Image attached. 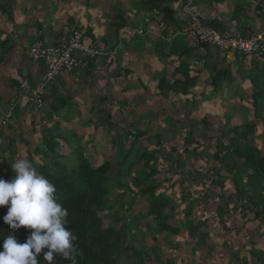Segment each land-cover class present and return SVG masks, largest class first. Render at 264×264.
Here are the masks:
<instances>
[{
    "label": "trees",
    "instance_id": "1",
    "mask_svg": "<svg viewBox=\"0 0 264 264\" xmlns=\"http://www.w3.org/2000/svg\"><path fill=\"white\" fill-rule=\"evenodd\" d=\"M140 1L141 4L139 3L138 5L134 3L135 0L132 1V7L140 11H149L150 15L154 17V23H159L162 30V35L150 44L152 47L151 53L165 67L164 71L156 75L155 78L158 82L156 89L162 92L160 94L161 98L166 95L164 92L181 95L182 97L191 96V90L199 85L200 77L203 75L208 78V81L211 82L213 89L218 94L222 93L225 87H233L235 84H240L244 87L251 86L252 110H254V113H258L259 99L264 96V67L261 66L264 55H244L233 52L237 57L238 70L232 69L227 66L225 60L214 61L215 54L220 52V49L199 42L186 31L188 21L179 18L175 5L179 2L183 6L188 0ZM231 2L232 11L228 15V21L230 20L236 26H240L246 22L247 7L251 6V4L246 2V0H231ZM227 3H229V0H196L190 6L195 8L197 5H207L210 12H215L216 14L218 8L225 7ZM261 4L258 9L262 11L264 0H261ZM0 9L3 13H7L9 20L14 24L13 11H10L3 4H0ZM196 10L194 9V11ZM205 22L208 26L218 31L228 32L229 30L227 27L229 23L223 22L217 16L211 17ZM127 26L128 22L125 14L120 10L117 16V33ZM91 34L90 31L89 35ZM189 37L197 44L196 47L191 46L189 41H187ZM138 40L141 41L140 38L137 39V42ZM200 51L201 53L203 51V54L200 55ZM98 56L88 57L86 68H80L73 74L64 75L78 74L85 76L87 74L90 76L93 73L92 68L94 67V62L99 58ZM197 59L204 60L200 70L192 68L191 61ZM41 63L46 66L44 61ZM168 64H175V71L171 75L167 72ZM40 67L43 68L44 66L40 65ZM81 72L86 74H81ZM246 72L252 73L250 78L242 79V75ZM127 73H130V71ZM29 79L22 77L9 81L8 78L6 84H8L7 87L15 89L18 95L23 82L33 81ZM150 90L148 89V93ZM76 94L78 93L65 91L63 85L59 84L58 78L47 90L44 113L52 112L58 116L66 109L74 110V106H80L72 99L75 98ZM23 97L29 103L27 92L23 91ZM240 97L242 100L244 99V96L240 95ZM139 99L140 104L144 103L143 98ZM84 101L87 102L86 98ZM94 105L98 106L97 104ZM130 106L131 103L128 100H124L120 104L124 111ZM193 108H197L196 102L193 103ZM104 110L108 114L101 125H104L105 129H109L110 132L113 128L117 129L119 133L117 137H113L111 140L112 146L110 147L111 151L108 152L109 155L103 157L102 163L96 165L87 157L86 148L79 145L83 136L77 131L78 129L76 130L74 126L66 127L64 125L66 122L64 121H55L54 124L43 126L42 120L38 119L37 116L30 117L28 114V118L21 117L20 119L19 114H17V116L14 115V117L12 116V118L8 119L6 125L3 124V119L0 123V128L5 131L8 128H12L14 132H17L24 139H29L30 137V135L23 136V133L27 131L24 128L32 130L33 144L29 149V161L39 174L44 175L55 185L57 202L68 211L66 227L75 237L74 246L76 251L69 260H65L59 255L55 256L53 264H147L149 252L136 248L135 240L132 239L131 235L133 229L136 228L137 222L148 218V227L154 232H169L177 236H184L187 233L191 234L194 229L198 230L201 225V223L197 224V221L193 219L196 209L199 208L198 210H200L201 203H199L198 207L191 204L190 207L185 209V212L182 208L185 207L183 204L185 205L192 196L193 185H190L188 191L184 190L181 201H175L172 195H165L164 193L167 187L174 188L172 184L174 182H171V179H163L159 162L163 159L171 162L170 165L174 167L173 169L170 168L172 176H179L177 149L173 147L170 152H162L159 147L164 143L165 136L162 137L159 133L150 136L149 128L148 130H137L135 126L137 127L138 124L130 123L131 121L127 115L123 116L122 110L118 115H113L108 110ZM49 113L45 116H49ZM253 116L256 118L258 115ZM140 117H143L145 121L149 120L144 113ZM254 118L249 116L241 125H229L227 130L223 131L224 137L228 138L230 142L228 145L223 146V150H226L227 154L224 157L222 169L215 173L220 180L219 183H222L221 187H225L226 181L229 180L234 186V193L229 194L225 198L218 196L220 207L217 212L221 210L222 206L232 205L235 209V213H232L233 215H239L240 211H243L241 214L242 218H247L250 214L259 217L260 226L253 233L264 227V196L261 197L264 194V167L261 168V165H264V157L254 146L256 125L250 121ZM172 119H169L171 123L173 122ZM169 120L168 122H170ZM125 121H128V124ZM176 129L177 127L174 126V135H176ZM141 138H146L149 145L155 144L156 148L147 149L140 141ZM68 144L73 145L68 146ZM137 146L143 147L136 150ZM223 150H220L219 153ZM12 163V161L5 160L3 167L7 173L4 174L3 169H0V178L3 177V174L5 180L15 178V172L11 168ZM192 174H194V184L202 181V173L193 172ZM186 176L191 177L192 175L188 172ZM245 179L248 180L245 182ZM185 182L181 178L179 185L182 189L184 188L182 185H185ZM245 184L250 187H252V184L256 185L258 189L251 188L246 190ZM115 191L123 192V194L127 195L130 193L132 195L131 199L127 201L123 198L115 205H112L111 197ZM140 196L148 201L149 209L147 215L138 209L136 217H124L123 213H127L128 209L133 207L135 209L140 206ZM122 201L125 202L122 204ZM118 206H121L119 210ZM7 207L0 208V251L3 250L2 237L13 232L2 219L6 214ZM260 207H262V212L259 211ZM106 209L114 210V215L112 216L114 224L108 228L104 226V218L102 216L103 211ZM201 216L198 219H201ZM154 223L156 224L153 225ZM30 231L32 230L23 227L17 230L15 235L18 242L24 243ZM239 232L234 230V236L237 237ZM255 236L254 234L248 240V246L241 248H235L232 241L225 243L222 247V249H225H223V254L231 257L230 264H239V261L242 260L240 255L245 253L248 257H259L257 258L259 264L264 263V250L256 249ZM201 237L207 239L208 235ZM159 250V247L156 249L151 248L150 252L159 255ZM43 251H46V249L42 250L41 256L38 257V264H48L43 259ZM242 262L247 264L249 261L245 260ZM252 262L254 261L252 260Z\"/></svg>",
    "mask_w": 264,
    "mask_h": 264
},
{
    "label": "crops",
    "instance_id": "2",
    "mask_svg": "<svg viewBox=\"0 0 264 264\" xmlns=\"http://www.w3.org/2000/svg\"><path fill=\"white\" fill-rule=\"evenodd\" d=\"M107 1L108 0H81L79 4L78 0H72L71 5H69L66 0H50L49 4L45 5L42 0H23L22 2L23 4L25 2L26 7L23 5L24 8L21 10L12 9L13 12H16L14 24L9 20L6 13L0 11V76L9 78V81L22 77L27 79L30 78L33 81L29 82L33 86H37L44 76L46 66L41 63L42 61H34L30 55L29 49L38 44L39 39L48 40V42L52 43L56 42L52 46L43 43L48 47H59L67 41L68 36L71 34L65 37L67 29H72L74 26L78 28H88L90 26L94 31L90 30L92 34L87 35L91 40L85 37L86 45L93 48L98 47L101 51V55H99V58L94 62V67L92 69L94 73L103 71V76L100 77L102 79L88 76L84 72H81V74H86L85 76H80L78 74L63 75L59 78V81L63 85V89L69 93H78L75 95V98L72 99L80 106L86 108H93L94 106L95 108L100 107L108 110V112L113 115H118V113L123 110V108L120 107L122 101L128 100L134 106L128 109L136 110L135 107L140 104L139 98H144L145 101L148 102V105H144V108L148 106L149 111H147V116L149 120H147V125L149 124L150 136L152 131H154V134L159 133L162 137L165 136L164 143L159 147L162 152H170L173 147L177 149L176 154L179 160L177 164L179 165V176H177L178 179L176 182L172 183L174 188L167 187L164 191L169 190L168 195L174 196L176 195L175 189H177V187L181 192H184L185 189L188 191L190 185H195L194 190L199 193L201 190H207L204 199L209 202L208 207L204 208L202 206L200 210L197 208L193 215V219L202 220L203 222H207L206 224H209V226H207V235H210L211 238L209 242H214L216 244V250L223 252L224 248L222 249V247L229 241H232L235 248L248 246V240L254 236V234L256 235L254 238L256 249L264 250V227L258 230V232L253 233V231L260 226L259 217L250 214L247 218L243 219L241 215L243 211H240L241 214L239 215H231L232 212H230L229 215H226V213L222 214V209L217 212L220 207L218 196L227 197L229 194L234 193V186L231 180L226 181L225 187H221L222 183H219L220 180L215 175V173L222 169L223 160L227 154V151L223 150V146L228 145L230 142L228 138L224 137L223 131L226 130V127L229 125H241L249 116L254 118V110H252L250 115L248 112L249 108H252L251 104L253 101L252 90H250L251 86L244 87L240 84H235L233 87H225L223 92L224 90L231 92L229 93L231 99H228L223 95V92L218 94L213 89L208 78L202 75L199 85L191 90V96L182 97L181 95L164 92L166 95L161 98L160 94H162V92L156 89L158 82L155 78L156 75L164 71L165 67L158 58L151 53L152 47L150 45L162 35L159 23L153 22V25H151L152 23L147 25L145 35H139L138 30L140 27L136 26L137 21H135L138 12L132 7V0H125V5H122L121 8L117 7V11L113 16H109L108 14L111 11L107 8L106 10L104 7ZM34 3L37 4L34 5ZM54 3L57 7L59 6L58 9L51 8V5H54ZM74 3H78V5H74ZM122 4H124V0H122ZM185 7L186 4L182 6L179 2L175 5V9L178 10L177 13L179 18L188 21L189 25L190 19ZM188 9L194 10L195 8H191L190 6ZM120 10L124 12L128 26L117 33V16ZM196 13L198 15L199 13L204 15L205 19L217 16L215 12H210L207 5L199 6L198 9L194 11V14ZM48 14L53 16L56 22V31L53 35L48 34L50 30L49 26H47V17L48 20L51 19H49ZM40 26L45 30L43 34L40 31L42 30ZM150 28L154 29V31H151ZM187 29L188 28H186V31ZM138 38H140L141 41L138 40L137 42ZM112 40L114 41V46L110 47L107 44H111ZM190 40H192L191 37L187 39V41ZM191 46L196 47L197 44L193 41ZM203 51L202 53L200 51V55L203 54ZM235 58L229 59L227 55H223L219 59L216 52L214 61L218 62L219 60H225L227 66L238 70L237 57L235 56ZM191 62L194 70H200L204 60L197 59ZM40 65L44 67L42 68ZM174 65L168 64L167 72L169 75L174 73ZM128 71H130V73H127ZM7 85L8 84L4 82L3 86H0V93H3V95L0 96V101L3 103L2 112L4 114V119L6 116H11L10 118H12V116H17V114H19L20 119L21 117L28 118L29 108L36 114L33 116H37L39 119V110L31 107V104L23 97V91L19 90V94L17 95V91L7 87ZM148 87H150L152 92L159 95L157 97L158 102H153V105H159L158 109H163L162 111L155 112L154 108L149 104L152 98L148 97ZM240 95L244 96L243 101ZM85 98L87 102L84 101ZM249 99L250 101H248ZM194 102H196L197 108H193ZM94 104H97L98 107ZM113 111L117 112L113 113ZM128 118L130 120V117ZM170 118H173V124L169 120ZM76 120L77 119H72V123ZM168 120L170 122H168ZM250 121L256 125L254 146L264 157V122L263 120L255 121V118ZM72 123H64V125L66 127L73 126ZM86 126H91V124ZM174 126L177 127L176 135L173 133ZM88 129L89 128H86L84 131H78L76 129L83 137H86V141L88 142L95 141L96 135L99 141L104 140L103 136L105 132L112 133L114 131L110 132L108 129H105L104 125H96V127L92 125L90 128L91 131L87 135ZM10 130L12 131L13 129L10 128ZM92 130H94V132H92ZM93 133H95V135H93ZM117 136L118 134L116 137ZM112 138L113 137L110 136V140H112ZM104 141L106 142V139ZM166 144L171 145L170 150L163 149V146ZM153 145V149H155L156 145ZM220 150H223V153H219ZM263 167L264 165H261V168ZM190 171L202 173V181L198 184H194V177L192 179H186V173ZM181 178L186 181L185 185H182V187H185L183 189L179 185ZM247 180L248 179H245V182ZM245 185L246 190L251 188L258 189V187L253 184L251 185L252 187H247L248 184ZM250 195L252 194L250 193ZM183 211H185V208ZM259 211L262 212V207L259 208ZM203 212L205 213L201 216ZM196 215L202 218L198 219L199 216ZM221 215H224L223 219L221 218L223 221L220 219ZM232 216H237L234 221H238V219L243 221V223L240 224L241 229L235 228L229 223L226 224ZM234 230H242L246 234L235 237L233 234ZM199 253L204 254L202 250H199Z\"/></svg>",
    "mask_w": 264,
    "mask_h": 264
},
{
    "label": "rangeland",
    "instance_id": "3",
    "mask_svg": "<svg viewBox=\"0 0 264 264\" xmlns=\"http://www.w3.org/2000/svg\"><path fill=\"white\" fill-rule=\"evenodd\" d=\"M23 0H0V4L3 3V5H6L10 11L14 10H21L22 8L26 7L25 2L23 4L22 2ZM28 1V0H27ZM50 0H42L43 4H49ZM69 5H71L72 0H66ZM134 1V0H132ZM190 3H194L196 0H190ZM125 0H124V4H122V0H108L107 4L104 6L105 9L107 8L108 10H110L111 12L108 14L109 16H113L116 11H117V7H122V5H125ZM246 2H249L251 4V6L247 7V14H246V22L242 23L240 26H236L235 23H232L230 20L228 21V15L231 13L232 11V2L231 0H229V3H227L225 5V7H219L218 11L216 12L217 17L221 18L223 20V22H227L229 23V25L227 26L229 28L228 32H230L232 35L234 36H239V37H247L248 35H253L254 33L257 32H262L264 33V4L262 6V11L258 9V6L261 4V0H246ZM78 3H81V0H78ZM78 3H74V5H78ZM135 4H141L140 0H135L134 2ZM37 3H34V5H36ZM188 4V2L186 3V5ZM190 4V5H192ZM24 5V7H23ZM262 5V4H261ZM59 7V6H58ZM57 5L54 3V5H51L52 9H58ZM126 7V6H125ZM190 7V6H189ZM198 5L197 7H195V9H198ZM134 8V7H133ZM139 8V7H138ZM137 8V9H138ZM140 8H142L140 6ZM104 9V10H105ZM106 9V10H107ZM136 9V8H134ZM103 10V11H104ZM1 11V9H0ZM138 12V14H136L137 19L135 21H137L136 26H139L140 29L139 31V35H145L146 30H147V25H153V19L154 17L150 15L149 11L146 12L144 10H136ZM2 12V11H1ZM188 15H189V19H191L193 16H195L196 14H194V10L192 9H187ZM155 13V12H154ZM7 14V13H6ZM13 14V18L16 19V12H12ZM49 19L47 17V23L49 26V30L50 32H48L49 35H53V33L56 31L55 28V21L53 16L49 15ZM196 16H198L199 18H202L204 21L207 20L204 18V15L197 14ZM91 20V18H90ZM111 21V20H110ZM109 21V23H110ZM63 25V23H62ZM42 30L41 33L43 34L45 32V30L43 29L42 26H40ZM151 31H154V29L150 28ZM79 31L82 32L84 34L85 37H87L88 40H91L89 36H87L91 31H94V29H92L90 26L88 28H78V27H72V29H67V33L65 34V37L68 36L71 32L73 31ZM41 34V35H42ZM150 37V36H148ZM51 39V38H48ZM64 39V38H63ZM46 43L49 46L54 45L55 43L52 42H48V40H40L39 39V43ZM52 43V44H51ZM114 41L112 40L111 44H107L108 46L112 47L114 46ZM189 43L192 45L193 41L190 40ZM58 45V44H57ZM35 46V45H34ZM31 49V48H30ZM218 58L220 59L223 55H227V57H229V59H234L235 58V54L233 52H228L227 51H223L221 50L220 52H217ZM236 59V58H235ZM233 61V60H232ZM261 66L264 67V60L261 61ZM87 67V66H86ZM85 67V68H86ZM103 71H100V73L98 72H93L90 76H93L95 78H99L102 79L100 77L103 76ZM252 73H244L242 76V79L245 78H250V75ZM92 77V78H93ZM0 81H1V85L3 86V83L8 81V78L6 77H2L0 76ZM59 84H61V82L59 81ZM148 89L150 90V87H148ZM228 90H224L223 95L228 98H230ZM3 93H0V96H2ZM148 97L152 98V101L149 103L153 108L155 112H159L162 111L163 109H158L159 105H153V102H158L157 97L158 94L155 92H150L148 93ZM144 103L142 104H138L135 108L136 110H122V114L123 116L127 115V117H130V123H137L138 126L135 128L139 131L142 130H148V125L147 122L145 121L143 117H140L141 114H146L147 115V111L148 110V106H146V108H144V105H148V102L145 101V99L143 98ZM242 100V98H241ZM253 100V99H252ZM243 101V100H242ZM250 101V99L248 100ZM260 104H259V109H258V113H254L253 115H258L255 118V121H259V120H263L264 121V96L260 97L259 99ZM131 103V102H130ZM248 103V102H247ZM252 108H249L248 112L249 115L252 112L253 109V101L251 104ZM32 107V106H31ZM98 107V106H97ZM130 107H133V104H131ZM74 110H69L66 109L65 111H63L62 113H60L58 116L54 115V114H50L49 112V116H45L48 113H44V110H40L39 111V119L42 120L43 122V126H46L48 124H54V122L56 120L58 121H64L66 122V124L72 123V119H77L73 124V126L78 129V131H84L86 128H89L87 130V135L88 133L91 131L90 128L92 127V125H94L96 127V125L100 126L101 123H103V121H105L106 116H107V112L103 109V108H95V106L93 108H86L83 106H74L73 108ZM144 111V112H143ZM28 113L30 114V117H32L33 115H36L34 113V111H32L29 108ZM37 113V112H36ZM113 113H116V111H113ZM138 115V116H137ZM4 119V114L0 113V123L1 120ZM254 120V119H253ZM98 121V123H97ZM96 122V123H95ZM125 123L128 124V121H125ZM91 126H86V125H90ZM258 124V123H256ZM228 127H226L227 130ZM12 129V128H11ZM25 130H27L25 133H23V136H29V139H24L22 138L17 132H13V130L11 131L10 128L7 129L6 131L3 128H0V169H3V173L6 174L7 172L4 171V167L3 164L5 163V160L7 161H12L13 163L20 158L23 159H28L29 160V155H30V148L32 147L33 144V134L31 135L32 130L29 128H24ZM65 129V128H63ZM156 129V128H155ZM95 130V129H94ZM94 130H92V132H94ZM109 130V129H108ZM114 130V131H113ZM113 132L112 133H107L105 132L104 134V140L106 139V142L104 140H98V136L96 135V140L95 141H91L88 142L86 141V137H83L82 141L79 143V145H82L83 147L86 148L87 151V157L90 159V161L96 165L99 163H102V161L104 160L103 157L109 155V151L111 150L110 147L111 145V140H110V136L112 137H116V135L118 134V130L113 128ZM154 131L151 132V136H153ZM93 135H95V133H93ZM255 136V135H254ZM79 138V137H78ZM154 138V137H153ZM16 139H19L16 141ZM108 139V140H107ZM140 141L144 144L143 146H145L147 149L154 148V145L151 144L149 145V143L147 142L146 138H141ZM73 144H68V146H72ZM142 145V144H141ZM143 146H137L135 149H139L142 148ZM171 145L170 144H166L163 146L164 150H170ZM223 153V151L221 152ZM160 166H161V171H162V176L163 179H171V182H176V180L178 179V177L176 176H172V173L170 171V168H174L171 164V162L169 161H165L160 160ZM140 167V166H138ZM166 167V168H164ZM188 173V172H187ZM191 173V177H186L192 179L194 177V174H192L193 172L190 171ZM4 174H3V179H4ZM249 186V185H247ZM195 187V185H193V188ZM185 188V187H184ZM192 188V196L189 198V200L186 202V204L182 207L183 209L190 207L191 204L196 205L195 207L199 206V203H201V207L203 206L204 208L208 207L209 202H207L206 199H204V197L206 196V192L207 190H201L200 193L196 190H194ZM187 191V189H185ZM189 190V188H188ZM168 191L166 190L164 191L165 195H168ZM180 192V193H179ZM183 192V191H182ZM182 192L180 191V189L177 187V189H175V193L176 195H174V199L175 201H181L182 200ZM128 193V192H126ZM171 193V192H170ZM227 193V192H224ZM123 195V196H121ZM131 194L128 193L127 194H123V192H117L115 191L112 194L111 197V204L115 205L116 203H118L121 199H126L127 201L129 199H131ZM264 194L261 196L263 197ZM142 196H140V206L136 207L134 209H128L127 213H123L124 217H136L137 216V212L138 209L142 211V213H144L145 215H147L148 209H149V205H148V201L144 200L141 198ZM223 198H225V196H223ZM181 199V200H180ZM125 201H122V204ZM121 208V206H118V210ZM203 208V209H204ZM221 212L222 214L229 215L230 212H232L233 214L235 213V209L232 205L230 206H222L221 208ZM185 212V211H184ZM231 214V215H233ZM241 214V213H240ZM114 215V210H104L102 213V216L104 218V226L105 227H109L112 224H114L112 216ZM199 216V215H196ZM224 215L220 216V219H223ZM125 219V218H124ZM221 219V221H223ZM225 219V218H224ZM236 219L234 216H232L230 218V220L227 223H229L231 226H234L235 228H239L241 229L240 224L243 223L242 220H235ZM244 219V218H243ZM197 224L201 223V225L199 226L198 230L194 229L193 232L187 233V235H174V233H169V232H154V230H151L148 227V218L147 220H143L140 222H137V224L135 225L136 228L133 229L132 231V239L135 240V247L138 249H142L143 251L149 252V259L147 260V264H230L231 262V257L229 255H225L223 254L222 251H218L216 250V244L210 243L209 239L210 235L208 236L207 239H203L201 236H204L208 233V228L207 226H209V224H206V222L202 221V220H196ZM202 221V222H201ZM237 221V222H236ZM222 224H224L223 222H221ZM246 223V222H245ZM156 223H154L153 225H155ZM236 231H240L239 235H245L246 233L243 232L242 230H236ZM248 238V237H247ZM215 241V240H214ZM157 247L160 248L159 255L157 254H153L150 252L151 248L156 249ZM199 250H202L204 254H200ZM241 259L239 261V264L243 263L245 264L246 262H242V261H249L247 262V264L251 263L252 260L254 262H252L251 264H259L257 258H252L251 256L248 257L247 254H241L240 255ZM249 260H248V259ZM263 259V258H261ZM262 264V263H260ZM264 264V263H263Z\"/></svg>",
    "mask_w": 264,
    "mask_h": 264
},
{
    "label": "clouds",
    "instance_id": "4",
    "mask_svg": "<svg viewBox=\"0 0 264 264\" xmlns=\"http://www.w3.org/2000/svg\"><path fill=\"white\" fill-rule=\"evenodd\" d=\"M11 168L14 179L0 178V208L8 206L2 219L13 230L2 237L0 264H38L45 249L42 256L48 264L57 255L71 259L75 237L66 227L68 211L57 202L55 185L28 159H17ZM22 227L32 231L19 243L15 232Z\"/></svg>",
    "mask_w": 264,
    "mask_h": 264
},
{
    "label": "built area",
    "instance_id": "5",
    "mask_svg": "<svg viewBox=\"0 0 264 264\" xmlns=\"http://www.w3.org/2000/svg\"><path fill=\"white\" fill-rule=\"evenodd\" d=\"M190 2L188 0L185 9L189 8ZM196 15L190 19L187 31L199 42L227 52L264 55V33L257 32L247 37L234 36L230 32H221L208 26L202 18ZM29 52L34 61L46 63V71L37 86L31 85L28 81L21 85V90L28 93L31 106L39 111L45 108L47 90L58 78L85 68L88 57L101 54L98 48L86 45L85 36L79 31H73L67 41L59 47H48L43 43H38L31 47ZM2 111L3 103L0 101V113H3ZM10 117L6 116L3 119L4 125Z\"/></svg>",
    "mask_w": 264,
    "mask_h": 264
}]
</instances>
